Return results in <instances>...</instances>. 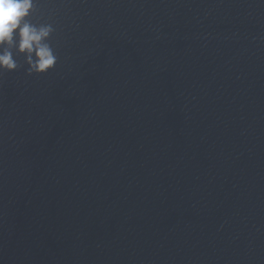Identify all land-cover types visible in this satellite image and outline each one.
<instances>
[{
    "label": "water",
    "instance_id": "obj_1",
    "mask_svg": "<svg viewBox=\"0 0 264 264\" xmlns=\"http://www.w3.org/2000/svg\"><path fill=\"white\" fill-rule=\"evenodd\" d=\"M28 20L57 61L0 73V264H264V0Z\"/></svg>",
    "mask_w": 264,
    "mask_h": 264
},
{
    "label": "clouds",
    "instance_id": "obj_2",
    "mask_svg": "<svg viewBox=\"0 0 264 264\" xmlns=\"http://www.w3.org/2000/svg\"><path fill=\"white\" fill-rule=\"evenodd\" d=\"M33 4L34 0H0V73L18 67L10 50L14 44L19 53L26 55L29 75L44 74L56 64L57 56L47 42L53 27L29 22Z\"/></svg>",
    "mask_w": 264,
    "mask_h": 264
}]
</instances>
